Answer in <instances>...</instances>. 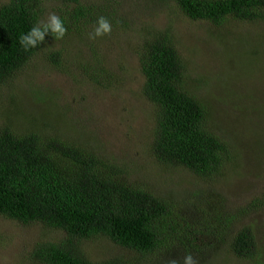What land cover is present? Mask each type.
<instances>
[{
  "label": "trees",
  "instance_id": "16d2710c",
  "mask_svg": "<svg viewBox=\"0 0 264 264\" xmlns=\"http://www.w3.org/2000/svg\"><path fill=\"white\" fill-rule=\"evenodd\" d=\"M50 1L64 7L53 12L67 29L59 39L62 43L67 39L72 45L70 34L79 33L70 29V21L95 27L97 19L104 17L112 30L116 27V10L104 7L106 3L8 0L0 5V88L11 86L16 74L43 49L53 65H60L61 51L45 49L48 42L59 41L51 34L27 52L19 43L21 34L42 21ZM164 1H170L171 12L192 22L218 27L233 21L254 23L264 30V0ZM136 27L140 38L135 55L143 78L140 94L152 108L153 138L147 151L164 170H183L210 186L199 187L176 203L174 192L168 198L131 183L128 167L100 155L92 138L83 144L76 140L73 125L61 135L60 129L68 130L71 123L59 108L38 117L16 110L14 114L25 126L10 124L8 117L0 125V217L22 226L37 223L45 231L61 234L35 245L29 253L32 264H172L173 260L182 264L188 253L197 264H215L224 252L222 264L230 257L264 264V250L257 244L254 228L241 224L264 209V194L237 206L214 188L215 181L236 167L232 163L236 154L218 132L214 113L200 96L201 80L188 76L170 27L159 29L133 20L129 29L134 33ZM109 35L100 40L106 42ZM259 36L264 38L261 32ZM73 47L77 50L66 48V59L77 62L86 83L106 87L116 83V73L102 63L105 54L91 50L89 57L81 46ZM258 47L261 53L252 57L260 54L264 61V40ZM89 242L101 247L105 243L103 250L114 246L125 256L95 261L85 247Z\"/></svg>",
  "mask_w": 264,
  "mask_h": 264
},
{
  "label": "rangeland",
  "instance_id": "374dc122",
  "mask_svg": "<svg viewBox=\"0 0 264 264\" xmlns=\"http://www.w3.org/2000/svg\"><path fill=\"white\" fill-rule=\"evenodd\" d=\"M7 1L0 0V5ZM99 3L116 10V27L106 37V42H102L101 37L89 39L93 25L68 22L70 29L79 32L70 34L73 44L65 39L63 43L61 40L56 41L57 44L48 42L45 48L61 51L59 66L52 64V58L44 56L43 49L16 74L11 86L0 88V125L8 117L10 124L25 126L14 114L16 110L38 117L59 108L58 112L63 111L71 123L67 125L68 130L62 127L60 134L69 133L73 125L76 140L83 144L88 137L92 138V146L100 155L128 167L127 178L131 183L168 198L170 192H174L178 198L173 197L176 203L199 187H209L210 183L200 184L183 170L170 171L157 166L147 151L153 138L152 108L140 94L143 78L135 55L140 31L136 27L133 33L129 27L133 20L159 29L170 27L176 35L175 45L185 61L188 76L201 80L200 96L214 113L212 119L218 124V132L236 154L232 161L236 167L215 181L214 188L220 189L237 206L262 197L264 61L260 54L254 57L252 54L261 53L258 43L264 38L260 39L259 32L264 35V30L254 23L233 21L218 27L208 22H192L171 12L170 1L167 4L164 0H90L85 5ZM58 8L64 9L58 2H47L41 22H46ZM67 12L64 10V14ZM73 46L84 48L89 57L91 50L105 54L102 63L106 70L116 73V83L107 87L89 80L86 83L81 68L76 67L77 62L66 59V48L77 50ZM44 132L57 130L44 129ZM241 224L254 228L257 244L264 250V209ZM60 237V233L45 231L40 224L22 226L0 217V264H32L29 253L37 243ZM105 246L103 243L101 247L98 242L85 244L95 261L125 256L111 245L103 250ZM226 253H222L215 264H222ZM227 264L251 263L230 257Z\"/></svg>",
  "mask_w": 264,
  "mask_h": 264
},
{
  "label": "clouds",
  "instance_id": "9594fccd",
  "mask_svg": "<svg viewBox=\"0 0 264 264\" xmlns=\"http://www.w3.org/2000/svg\"><path fill=\"white\" fill-rule=\"evenodd\" d=\"M110 22L100 17L95 23V27L89 35V39H96L102 36H106L111 32ZM66 27L64 21L57 15L52 14L48 17L46 22H39L34 25L26 34L19 36L20 46L24 51L35 49L43 42L45 35L51 34L55 39L59 40L66 34ZM172 264H178L176 260L172 261ZM182 264H197L193 256L188 253L183 257Z\"/></svg>",
  "mask_w": 264,
  "mask_h": 264
}]
</instances>
